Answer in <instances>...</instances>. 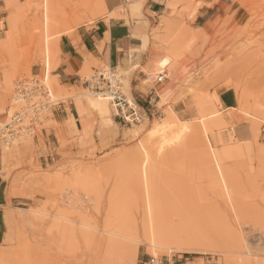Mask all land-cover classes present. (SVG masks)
Wrapping results in <instances>:
<instances>
[{"label": "rangeland", "instance_id": "374dc122", "mask_svg": "<svg viewBox=\"0 0 264 264\" xmlns=\"http://www.w3.org/2000/svg\"><path fill=\"white\" fill-rule=\"evenodd\" d=\"M47 1L0 0V122L18 107L12 98L17 80L44 78L54 100L62 103L34 135L0 146V179L7 197L0 264H142L149 256L162 258L163 264L175 259L224 264L218 252L228 240L230 245L231 232L238 237L233 238L237 248L245 252L242 256L264 264V0H120L113 12L104 0ZM155 1L162 2L166 12L143 36L144 63L136 60L115 70L130 98L147 104L152 97L158 112L138 124H119L104 98L107 116L87 104V95L99 96L80 80L108 65L86 56L75 81L59 80L61 37L62 42L68 37L76 43L78 30L101 17L129 15L148 25L146 17L153 14L147 5ZM42 4L50 9L48 45L53 55L46 76L37 10ZM202 6L208 12L195 20ZM5 69L16 70L7 90ZM161 70V82L146 81V74ZM239 92L243 104L238 103ZM223 93L235 98L234 108L216 100ZM169 112L175 122L189 125L175 142L171 140L177 127L155 131ZM219 117L226 123L214 129L210 144L201 132L202 123ZM21 142L34 146L17 156L1 152ZM143 150L150 155L146 170L157 233L171 245L191 242L214 254L153 253L140 236L127 255L112 252L103 258L104 245L96 234L102 233L104 223L131 231L141 226L144 196L138 152ZM80 219L95 224L96 239L84 236Z\"/></svg>", "mask_w": 264, "mask_h": 264}, {"label": "bare ground", "instance_id": "6f19581e", "mask_svg": "<svg viewBox=\"0 0 264 264\" xmlns=\"http://www.w3.org/2000/svg\"><path fill=\"white\" fill-rule=\"evenodd\" d=\"M45 2H48V1L45 0ZM49 2H50V0H49ZM50 3H49V6L51 7ZM49 6H47V4H42V8L37 9L38 11L41 10V14H40L41 19H40V21L42 23V29H43V32H44L43 40H42V42H43L42 43L43 44V56H44V61H43L44 76H46V73H47V75L49 73V69H50L49 67H50V63H51L50 60H51V56H53L49 52V45H48L49 44V41H48L49 13H50ZM160 63H161L160 65L164 66L166 64V59L161 60ZM5 70H7V69H5ZM15 72H16V70L11 71V72L7 70V72L6 71L3 72V75L5 76L4 89L7 90V88H9L10 82L12 81V78L14 77ZM3 75H1V77ZM1 84H2V82H1ZM1 84H0V86H1ZM226 86L229 87V88L230 87L231 88L235 87L234 85H232V83H228ZM237 89H238V87H237ZM49 92H50V96L52 98V102L53 101L55 103L59 102V101L54 100L50 89H49ZM99 97L98 98H93L92 96L87 95V99H86L87 102H88L87 104H90L92 107L96 108L102 115H104V116L106 115L107 116V115H109V107H108L107 102L105 101L106 99L104 100L103 98L101 99ZM14 99L18 102V107L13 111L11 116H9V115L7 116V118L5 119L4 122H0V127H3L7 123L9 124L10 120H12V116H13L14 112L20 107V104H19L20 98L19 97H15ZM216 100L218 102H220L219 99H218V96L216 97ZM242 101H243L242 100V94L239 92L238 103L239 104H243ZM7 109H8V107H7ZM11 109H12V106H10L9 109H8V113L9 114H10ZM215 115L216 114H213V115L211 114L209 117H212V116H215ZM174 116L175 115H174L173 112H169L167 114L166 118L162 119L161 122L157 123L156 130H155V131L167 132V131H172L173 127H177L176 133L174 135H172V140L171 141H173V142L178 141L182 137V135L187 130H189L188 129L189 125H184L185 123L184 124H179V123L175 122ZM201 120L203 122V119H201ZM225 123L226 122H225L224 117H219V118H217L215 121H213L210 124H207V123L205 124L204 122L202 123L203 125L201 127V130H202L201 132H202L203 136L208 140L207 142H209L210 144L212 142L214 144V140H215L214 129H220ZM25 137L27 138V136L16 137L15 139L14 138L11 139V141L12 140L16 141L17 138H25ZM38 141H40V140H38ZM8 142H10V141H8ZM8 142H4L3 140H0V146L2 144L8 143ZM32 146H34L33 142H29V143H22L21 142L20 144H15V146H13L12 149L11 148L7 149V148L2 147L1 150L2 149L3 150L1 152L3 153L4 156L5 155L6 156L7 155H16L17 156V155L29 152ZM212 148H214V147H212ZM139 153H141L140 156H141V159H142V163H141V167H142V173H141L142 176L141 177L142 178L141 177L140 178L142 179V187H143V195L142 196H144L142 198L143 199V206H144V216H143L142 222L140 223L141 226L140 227L136 226L131 231V230L126 229V228H124L122 226L121 227H115L111 223H104L102 225L103 228L101 227L102 229H100V230H102V233L99 234L96 231L99 234V235L96 234V236H98L97 237V239H98L97 241L100 244L104 245L103 251H105L106 254H107V256L105 254V256L103 258L104 259H105V257H107V259L110 258V256H112V254H111L112 252L116 253V254H120L122 256L127 255L128 252L130 251L129 250V248L131 247L130 245H133L134 243L139 241L140 238H141L140 236L145 237L144 239H146V241H148L147 243L150 246V249H151V251L153 253L156 252V251H165V252L184 251V252H189V253L214 254L213 253L214 251L212 249L205 248L204 246L199 247V244L197 246H195L191 242H188V243L175 242L174 243L175 245H171V243H173V242H170V241L168 242L165 239L163 234L162 235H163L164 238L157 233L158 229H157V227H155L156 224L154 222L155 219H154V215H153V205H154L153 204V196H152V193H151V185H150L149 175H148L147 170H146V164L149 161L150 155H149L148 151H146V150H143L142 152L139 151L138 154ZM222 182H223L224 193L227 196V198H229V195H230L229 187L227 186V184H226V182L224 180ZM231 194H232V192H231ZM77 221H78V223L80 225V228H82L81 230L84 232V236L86 238H88L89 240H91L93 238L96 239V236L94 234V233H96V232H94L96 230V229L94 230L95 224H92V222H89L88 220H84V219H80V220H77ZM51 223H53V222H51ZM60 226H61V224H60ZM65 227H67V225ZM59 228L60 227H58L57 229H59ZM74 229H76V228H74ZM92 229H93V231H92ZM65 231H67V230H65ZM56 232L58 233V231H56ZM70 233H71V231L69 230L68 234L70 235ZM72 233H74V232H72ZM64 234H66V233H64ZM81 234H82V232H81ZM230 234H231V236H233V237H230V236L227 235V240L231 239L230 245H229V240H228L227 244L225 242V245H227V246L223 247L222 249L219 250L220 252H218V253H222V255L224 256V258H223L224 264H252V262H251L249 257L242 256V255H245V252H243L241 249H238L237 246H236V243H234V242H236L234 240L238 239V237H235L236 235H234L233 232H231ZM52 235H51L50 238H52L54 240L55 238H53L54 236L52 237ZM56 237H57L55 239L56 241L54 240L55 242H57V240L59 238L57 235H56ZM228 237H230V238H228ZM233 238H235V239L233 240ZM53 240H52V242H53ZM239 241L241 242V240H239ZM57 243H59V242H57ZM60 245H62V244H60ZM59 247L57 246L56 248L59 249ZM3 251H4V249H3ZM3 251L0 250V257H1V255L4 254ZM98 253H100V252H97V255H98ZM103 258H101V259H103Z\"/></svg>", "mask_w": 264, "mask_h": 264}, {"label": "crops", "instance_id": "0c3cea01", "mask_svg": "<svg viewBox=\"0 0 264 264\" xmlns=\"http://www.w3.org/2000/svg\"><path fill=\"white\" fill-rule=\"evenodd\" d=\"M104 1L110 12L115 11L120 5V0ZM147 10L153 14L152 18L146 17L148 25L144 21H136L129 15L118 19L101 17L94 25L84 26L78 30L80 40L76 43L68 37L62 42L61 37V61L56 68L59 80L62 83L75 81L76 73L83 67L86 56L89 60L101 61L115 69L118 66L124 68L136 60L143 64V36L148 32V27L157 24L159 16L166 12L165 5L159 1L149 2ZM207 12L206 6L200 7L195 20L203 17ZM219 100L225 108H234L235 98L232 96L223 93ZM6 204L5 188L0 179V233L4 219L3 208ZM178 261L180 260L175 259L172 264H185Z\"/></svg>", "mask_w": 264, "mask_h": 264}, {"label": "built area", "instance_id": "2783aa9c", "mask_svg": "<svg viewBox=\"0 0 264 264\" xmlns=\"http://www.w3.org/2000/svg\"><path fill=\"white\" fill-rule=\"evenodd\" d=\"M163 70L156 74H146L147 82H161ZM87 90L106 99L114 108V116L119 124H138L158 112L156 104L149 97L147 104L135 97H129L124 89L121 76L115 68L105 66L93 74L80 79ZM12 98L19 97L20 107L14 112L10 123L0 127V140L11 141L16 137L31 136L41 127L49 113L57 111L61 102H52L49 88L44 78H24L14 84ZM155 96H158L155 93ZM162 258L149 256L142 264H163Z\"/></svg>", "mask_w": 264, "mask_h": 264}]
</instances>
